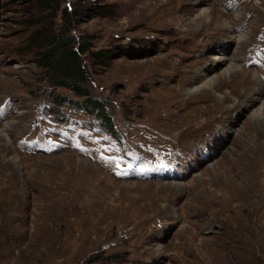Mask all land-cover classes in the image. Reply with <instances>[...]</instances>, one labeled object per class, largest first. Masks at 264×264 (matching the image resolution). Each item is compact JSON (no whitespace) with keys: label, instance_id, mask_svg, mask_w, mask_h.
Wrapping results in <instances>:
<instances>
[{"label":"rangeland","instance_id":"rangeland-1","mask_svg":"<svg viewBox=\"0 0 264 264\" xmlns=\"http://www.w3.org/2000/svg\"><path fill=\"white\" fill-rule=\"evenodd\" d=\"M48 27L91 44L81 57L102 102L89 113L68 102L61 118L50 107L57 120L41 110L56 94L82 97L36 62ZM98 48L112 50L101 63L88 52ZM230 62L239 71L227 78ZM200 70L217 83L188 92ZM259 85L264 0H0V132L11 128L0 264H264ZM178 161L180 175L164 178Z\"/></svg>","mask_w":264,"mask_h":264},{"label":"trees","instance_id":"trees-1","mask_svg":"<svg viewBox=\"0 0 264 264\" xmlns=\"http://www.w3.org/2000/svg\"><path fill=\"white\" fill-rule=\"evenodd\" d=\"M45 1L58 2V0ZM61 16L65 20L70 21L71 15L67 6L62 9ZM47 30L48 32L42 36L45 48L38 51L37 64L44 68L43 72L44 74L46 73L47 77H50L51 83L67 86L73 94L82 95L80 98H73L72 96L56 94L52 97L53 101L59 104L68 99L71 104L80 109L87 110L88 108L94 110L93 107H97L102 98L94 97L91 94L86 82L88 72L81 57V53H85L91 45L89 40L82 38L79 41L74 34L68 31L52 30L51 27H48ZM88 52L93 60H98L100 63L108 59L112 54V50L108 48H98L91 51L88 50ZM103 110L100 111L99 115H104Z\"/></svg>","mask_w":264,"mask_h":264},{"label":"bare ground","instance_id":"bare-ground-1","mask_svg":"<svg viewBox=\"0 0 264 264\" xmlns=\"http://www.w3.org/2000/svg\"><path fill=\"white\" fill-rule=\"evenodd\" d=\"M200 17H202V18H204V19H206V20H210L212 17H211V15H210V12L208 11V10H206V9H204V10H201V12H200ZM199 17V18H200ZM217 26L218 27H222V28H227L228 26H227V23L226 22H224V21H222V22H218L217 23ZM246 34H248V31L246 30V31H243V32H241L240 34H238V35H235L237 38H238V40H236L235 38H233V40L234 41H236V43H242L245 39H247V35ZM246 35V36H245ZM215 60V59H214ZM217 60V62H222V61H226L227 60V58L226 57H219V58H217L216 59ZM222 64V63H221ZM224 64V63H223ZM201 71V70H200ZM239 70L237 69V66H235L233 63H228L226 66H225V68H224V70L222 71V73H220L221 75H224L225 77H227V78H229L233 73H235V72H238ZM219 76V75H218ZM218 77L216 76V77H214V78H207V76H206V71H201V72H198L196 75H195V77L193 78V79H191V81H194L195 82V84L196 83H198L197 84V86L196 85H194L195 87H191V89H188V92L190 91V92H201L202 90H211L213 87H214V85L217 83L216 82V79H217ZM197 80V81H196ZM258 92L259 93H263L264 94V87L262 86V85H259V87H258ZM258 93V94H259ZM253 99H258V97H256V98H253ZM240 102V101H239ZM263 103H261V104H259L258 105V107H256L255 108V111H253L252 112V115L251 116H253V118H255V119H257V121H259V122H264V100L262 101ZM5 125H3V127H4ZM11 128H10V125L8 124V125H6L5 127H4V131L6 132V133H4V132H0V146H1V142H2V140H3V138H4V136H6V134L8 135V131L10 130ZM7 162H11V163H13V164H16V159L14 158V157H12V159H8L7 160ZM3 167V166H2ZM6 174V173H5ZM8 175V174H7Z\"/></svg>","mask_w":264,"mask_h":264}]
</instances>
